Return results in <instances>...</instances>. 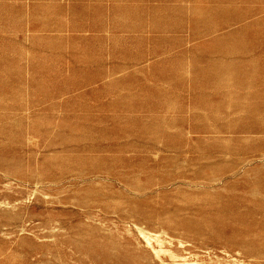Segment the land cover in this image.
<instances>
[{
  "label": "rangeland",
  "instance_id": "374dc122",
  "mask_svg": "<svg viewBox=\"0 0 264 264\" xmlns=\"http://www.w3.org/2000/svg\"><path fill=\"white\" fill-rule=\"evenodd\" d=\"M106 1L0 0V264H264V0Z\"/></svg>",
  "mask_w": 264,
  "mask_h": 264
},
{
  "label": "crops",
  "instance_id": "0c3cea01",
  "mask_svg": "<svg viewBox=\"0 0 264 264\" xmlns=\"http://www.w3.org/2000/svg\"><path fill=\"white\" fill-rule=\"evenodd\" d=\"M198 1L203 4V0H177V3L181 5L191 6L193 3H197ZM122 3L127 5L129 3V0H123ZM142 3L153 7L155 5H159L160 0H142ZM99 4L105 5L109 4V2H107L106 0H99Z\"/></svg>",
  "mask_w": 264,
  "mask_h": 264
},
{
  "label": "bare ground",
  "instance_id": "6f19581e",
  "mask_svg": "<svg viewBox=\"0 0 264 264\" xmlns=\"http://www.w3.org/2000/svg\"><path fill=\"white\" fill-rule=\"evenodd\" d=\"M149 234H150V233H149ZM156 235H157V234H156ZM142 236H143V235H142ZM147 236H148V235H147ZM148 237H149V236H148ZM148 237H147V238H148ZM155 238H156V237H155ZM150 239H151V238H150ZM155 244H156V243H155ZM162 246H163V245H162ZM161 249H163V248H161ZM156 250H157V249H156ZM160 252H161V251H160Z\"/></svg>",
  "mask_w": 264,
  "mask_h": 264
}]
</instances>
